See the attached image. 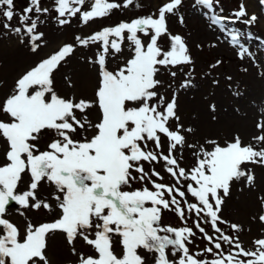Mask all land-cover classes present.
I'll return each mask as SVG.
<instances>
[{
    "label": "snow or ice",
    "instance_id": "snow-or-ice-1",
    "mask_svg": "<svg viewBox=\"0 0 264 264\" xmlns=\"http://www.w3.org/2000/svg\"><path fill=\"white\" fill-rule=\"evenodd\" d=\"M260 2L264 5V0ZM86 3L53 0L58 23L68 25L69 17L79 14L88 25L113 10L142 7L137 0H93L90 9L84 8ZM182 4L183 0H165L147 16L75 36L73 42L63 43L25 70L0 101V117H6L0 118V138L7 144L0 164V264H51L48 238L56 233L65 234L77 264H264V238L253 242L255 251L245 249L234 235L242 227L222 216L233 186L240 185L241 191L254 189V168L264 167V106L256 123L258 134L247 144L239 135L223 145L215 139L188 140L195 130L180 122L178 92L169 97L172 85L158 78L162 69L175 78L177 71L172 69L194 65L185 38L168 27L170 15L184 24L183 14L178 15ZM219 4L220 0H195L193 7L211 13V25H220L230 44L239 46V58L247 56L259 67L254 54L240 43L241 32L226 26L237 21L251 26L258 17H249L243 3L238 11L223 16L222 7L216 11ZM14 9V0H0V15L8 22L17 16ZM49 12L41 7V0H30L18 17L21 26L4 23L3 28L21 44L27 39L30 51L38 54L46 45L44 32L38 30L40 15ZM125 41L131 55L111 69L109 62L123 54ZM78 48L95 49L91 56L82 57L96 73L90 99L77 97L75 91L61 96L55 87L56 73ZM221 63L217 60L210 68ZM193 71L194 67L185 74L183 90L196 86ZM64 80L75 89L71 74L65 73ZM212 83L218 85L219 80L214 78ZM233 95L239 98L242 93ZM93 109L95 120L89 118ZM210 110L215 112L216 105H210ZM43 137L50 139L41 150ZM185 151L193 160L188 166H182ZM161 163L171 183L163 182L164 176L154 166ZM25 177L26 190L19 191ZM44 182L54 187L55 206L38 194ZM133 183L141 187L125 190ZM260 199L264 202V197ZM10 202L23 209L18 210L21 216L41 209L56 215L38 225L26 221L22 233L6 217ZM165 212L176 215L181 226L163 224ZM259 220L264 222V215ZM198 233L205 247L193 250ZM78 240L94 254L78 252ZM225 245L231 246L229 250Z\"/></svg>",
    "mask_w": 264,
    "mask_h": 264
},
{
    "label": "rangeland",
    "instance_id": "rangeland-1",
    "mask_svg": "<svg viewBox=\"0 0 264 264\" xmlns=\"http://www.w3.org/2000/svg\"><path fill=\"white\" fill-rule=\"evenodd\" d=\"M93 0H88L84 5L85 9H90ZM142 7L130 8L122 11L113 10L105 18H96L94 22L84 25L77 17H69L68 25H60L57 21L58 13L53 10V0H41V7H48L50 12L40 15L38 30L44 32L46 45L42 46L38 54L30 51V45L25 39V43H19V38L9 30L3 28L4 23H11L13 27L19 24V15L23 9L29 6L30 0H14L17 16L11 22L0 15V101H2L12 90L16 79L28 68L42 57L57 50L63 43L73 42L77 35L87 36L101 26H112L122 20H131L139 16H147L157 10L165 0H137ZM195 0H183L182 6L178 10V15L183 14L184 24L181 25L178 17L170 15L168 17V27L172 34H180L189 48L190 55L194 61L192 66H183L177 71L175 78L170 77L167 71H161L158 76L165 84H171V89L167 95L171 97L173 92H178V115L180 122L185 127H192L195 131L188 136L189 141H199L203 143L206 139H215L222 145L232 141L239 135L242 142H251L252 137L257 135L256 123L261 119V106H264V5L260 0H220L216 6L219 13L220 7L223 16H229L234 11H238L241 3L244 4L248 16L255 14L258 19L255 24L249 26L240 21L227 23L229 29H236L241 32L240 43L249 49L255 56L257 67L251 58L245 57L241 60L238 56L239 46L233 47L230 38H226L220 25H211L208 16L211 13L202 7H193ZM35 19V15L32 17ZM244 19H247L245 17ZM249 33L251 37L249 38ZM162 47H168L166 38H162ZM125 41L124 52L114 60H110L109 67L115 69L119 67L125 59L130 57L131 52ZM95 49L78 48L75 56L71 58L66 66L56 73L55 87L59 95L68 97L73 91L77 97L92 98L96 86V73L92 67L82 61V57L91 56ZM221 60L219 67L212 69L211 64ZM194 67L191 72L193 83L196 85L188 90L180 88L185 74ZM247 69V71H244ZM71 74L75 83V89L66 86L64 74ZM210 73V74H209ZM231 76L229 81L226 77ZM218 79L219 84L213 85L212 80ZM239 91L242 95L237 98L233 92ZM216 105V111L210 110V105ZM97 112L92 110L90 119L95 120ZM215 116V119L213 117ZM6 119V117H0ZM50 137H43L40 141L41 150H44ZM7 148L6 142L0 138V164L4 162V154ZM166 150V149H165ZM185 160L182 166L193 163L188 152H184ZM156 170L164 176L165 183H171L167 173L163 171V165L155 164ZM149 165L145 163V169L149 170ZM256 182L254 189L245 188L241 191L240 185H234L230 197L223 206L222 216L231 223H236L242 227V231L234 233L239 236L242 246L248 250H256L254 241L264 238V222L259 220L260 215H264V202L260 197H264V167H255ZM27 177L25 183L19 185L18 190H26ZM155 179V177H154ZM159 182V181H158ZM141 187L139 183H133L131 189ZM151 187V185H149ZM54 187L46 182L42 183L38 194L42 198L48 199L54 206L55 201L51 200ZM20 206L16 203L8 207L6 217L16 224L23 233L26 221L30 220L38 225L51 221L56 212H47L43 209L39 211L27 210L24 216L19 214ZM58 211V210H57ZM162 223L174 227L181 226L178 217L172 213L165 212ZM189 226H192L191 219ZM226 228L225 225H221ZM205 241L200 238L199 233L194 241L193 250L203 249ZM77 251L87 254H94L93 250L84 245L82 240L75 243ZM117 253L120 252L118 245L115 246ZM225 250L231 246L225 245ZM48 256L51 264H77V257L72 254L71 247L66 241L65 234L56 233L48 238ZM141 254L146 257L148 253L141 250ZM211 258V257H208Z\"/></svg>",
    "mask_w": 264,
    "mask_h": 264
},
{
    "label": "water",
    "instance_id": "water-1",
    "mask_svg": "<svg viewBox=\"0 0 264 264\" xmlns=\"http://www.w3.org/2000/svg\"><path fill=\"white\" fill-rule=\"evenodd\" d=\"M11 203V202H10Z\"/></svg>",
    "mask_w": 264,
    "mask_h": 264
}]
</instances>
